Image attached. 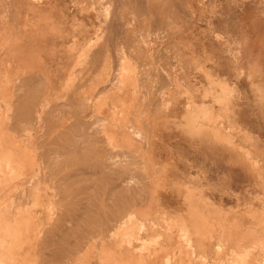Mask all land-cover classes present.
<instances>
[{"label":"rangeland","instance_id":"rangeland-1","mask_svg":"<svg viewBox=\"0 0 264 264\" xmlns=\"http://www.w3.org/2000/svg\"><path fill=\"white\" fill-rule=\"evenodd\" d=\"M256 7L0 0V264H264V77L223 78Z\"/></svg>","mask_w":264,"mask_h":264},{"label":"crops","instance_id":"crops-1","mask_svg":"<svg viewBox=\"0 0 264 264\" xmlns=\"http://www.w3.org/2000/svg\"><path fill=\"white\" fill-rule=\"evenodd\" d=\"M260 9L261 8L256 7V9L251 12V15H247V12L243 10L241 13L243 14L241 15L243 21L237 24L235 23L236 27H233L232 32V35L234 34L233 39L235 40L232 55V75L229 77V74L224 73L223 77L230 83L235 93L238 95L237 98L239 102L243 104L246 101H252L253 98L241 99V95L251 91L249 87L252 86L254 81L264 77V74L261 73H264V7L262 11ZM244 18H246V21ZM242 83L246 84L247 89L242 88ZM238 103L236 105L234 104L237 118L239 122L242 120V123L240 122L241 124H246L247 122L243 121L245 115H247L244 109L248 108ZM28 107L30 108V104ZM211 151L209 152V157H217L216 155L218 153L213 150Z\"/></svg>","mask_w":264,"mask_h":264},{"label":"bare ground","instance_id":"bare-ground-1","mask_svg":"<svg viewBox=\"0 0 264 264\" xmlns=\"http://www.w3.org/2000/svg\"><path fill=\"white\" fill-rule=\"evenodd\" d=\"M75 70V69H74ZM89 98V97H88ZM87 98V95H86V97L84 96V99H88ZM29 104H30V108L28 107V109H26V111H29L31 108H32V103H30L29 102ZM83 105H84V103H82ZM82 106V105H81ZM82 108H83V106H82ZM81 108V109H82ZM83 110V109H82ZM87 112V111H86ZM82 116H84L83 114H81V115H79V117L77 116L76 118H75V120L74 121H70V123H73V125H71V126H74V127H77L76 129L77 130H79L80 132H83V133H85V134H87V135H91V134H93V133H91L90 132V130H89V124H88V122L85 120V119H82ZM104 130V129H103ZM64 132L65 131H61V133H60V135H63L64 134ZM138 133V132H137ZM64 136V135H63ZM62 137V136H61ZM91 138H92V135H91ZM91 138H89V139H91ZM94 138V137H93ZM96 139V138H95ZM96 148H98V147H96ZM78 149V148H77ZM100 149V148H99ZM98 149V150H99ZM75 150H76V148H75ZM80 150V149H79ZM79 150H78V152H76V151H74L73 149H63L62 150V157L64 158V159H67V158H69V157H71V156H74V157H76L77 158V156H79ZM97 150V149H96ZM101 150H103V149H101ZM83 156H84V154H83ZM88 157H90V154H89V156ZM88 157H86V158H88ZM81 158H82V156H81ZM79 161H81V160H79ZM78 161V162H79ZM63 163H65V164H68L70 167H73L72 165H70L69 163H66L65 161L63 162ZM77 163V162H76ZM91 163V162H90ZM79 164V163H78ZM82 166H83V168H85V166L83 165V164H81ZM80 165V166H81ZM86 165V167L89 165V164H85ZM67 166V165H66ZM68 166V167H69ZM94 167H96L95 166V164L93 165ZM62 167H64V164L62 165ZM91 167V166H90ZM90 167H89V169H90ZM93 167V168H94ZM101 167V166H100ZM103 168H104V166H102ZM101 167V168H102ZM81 168V167H80ZM66 169V168H65ZM74 169V168H73ZM72 169V170H73ZM60 170H61V168H60ZM60 170H59V172H60ZM71 170V169H70ZM76 170V169H75ZM74 170V171H75ZM93 170V169H92ZM62 171V170H61ZM63 171H64V169H63ZM63 171H62V173H63ZM68 171H69V168H68ZM87 171V170H86ZM51 172V171H50ZM58 172V171H57ZM94 172H96V168H95V171ZM61 173V172H60ZM66 172L64 171V174H65ZM70 173V172H69ZM96 174V173H95ZM104 174V173H103ZM71 176V175H70ZM79 176V175H78ZM90 176H92L91 174L89 175V177ZM86 177H87V175H86ZM94 177V176H93ZM71 178H72V176H71ZM75 178V177H74ZM73 178V179H74ZM84 178V177H83ZM91 178V177H90ZM104 178V177H103ZM94 179V178H93ZM78 180H80V179H78ZM77 180V181H78ZM84 180H85V178H84ZM72 181V180H71ZM74 182V181H73ZM76 194V193H75ZM89 207V206H88ZM87 207V208H88ZM90 208V207H89ZM59 211H61V210H59ZM87 211V210H86ZM66 212H67V214L69 215V214H73L74 215V217L75 218H78V214H82V212H79V209H78V207H74V208H72L70 211H69V209H67L66 210ZM87 213H89V211H87ZM83 216V215H82ZM88 216V215H87ZM89 217H90V215H89ZM93 217V216H92ZM77 220V219H76ZM80 221V220H79ZM62 229V228H61ZM78 229V228H77ZM56 255V254H55ZM57 256V255H56ZM53 258H54V256H53ZM56 259V258H55ZM58 259V258H57ZM58 261H60L59 259H58Z\"/></svg>","mask_w":264,"mask_h":264}]
</instances>
